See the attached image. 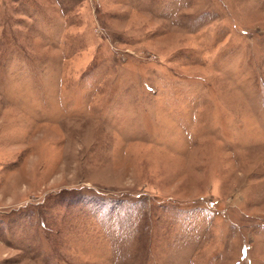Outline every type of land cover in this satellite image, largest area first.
<instances>
[{
  "label": "rangeland",
  "instance_id": "rangeland-1",
  "mask_svg": "<svg viewBox=\"0 0 264 264\" xmlns=\"http://www.w3.org/2000/svg\"><path fill=\"white\" fill-rule=\"evenodd\" d=\"M0 264H264V0H0Z\"/></svg>",
  "mask_w": 264,
  "mask_h": 264
}]
</instances>
